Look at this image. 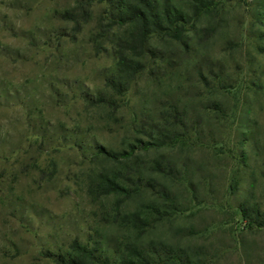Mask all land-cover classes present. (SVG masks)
<instances>
[{"label":"rangeland","instance_id":"1","mask_svg":"<svg viewBox=\"0 0 264 264\" xmlns=\"http://www.w3.org/2000/svg\"><path fill=\"white\" fill-rule=\"evenodd\" d=\"M169 2L192 12L193 0ZM212 3L183 46L152 35L119 92L107 79L134 31H105L103 3L0 0V264H60L74 239L108 264L134 248L150 264H264V225L239 212L264 221V0ZM154 125L179 141L120 162L92 154L128 150ZM138 170L154 191L89 192L100 173Z\"/></svg>","mask_w":264,"mask_h":264},{"label":"trees","instance_id":"2","mask_svg":"<svg viewBox=\"0 0 264 264\" xmlns=\"http://www.w3.org/2000/svg\"><path fill=\"white\" fill-rule=\"evenodd\" d=\"M83 13V5L91 6L95 3L105 5V31L113 26L128 25L133 28L132 38L129 40L119 39L115 49V68L114 73L107 79L109 86L114 90L123 92L127 89L129 82L140 71L144 64L140 59L134 57L135 54L142 55L144 52L153 54V50L147 47L148 39L152 35L169 36L174 38L179 44L184 45L183 34L188 28L192 27L194 20L207 10L213 3L212 0H193L191 14H185L173 6L169 0H73ZM70 19H74V14L66 13ZM94 103H109V100L102 94H98L93 100ZM167 131H160L156 125L147 128L146 141L137 140L138 145H129L128 150L112 151L104 147L96 146L92 154L107 161L120 162L127 159L134 152L135 148L147 150L160 146H173L179 139L176 127H171ZM83 140V139H82ZM150 168L159 172L169 171L167 165L162 159H153ZM124 180H127L125 183ZM156 184L142 176L138 170L132 175H118L100 173L96 179L88 186L90 193L95 196L108 195L111 193L120 194L124 197L143 189L154 191ZM154 210V206L151 207ZM239 212L245 218L250 226L264 225L261 219V213L256 207L248 209H239ZM134 225L144 224V219L139 214L133 213L131 216ZM136 258L123 257L113 264H150L146 257L133 249ZM102 252L96 248L89 247L74 239L70 243V250L63 254H58L57 261L60 264H108V260L101 259ZM100 259V260H99Z\"/></svg>","mask_w":264,"mask_h":264}]
</instances>
